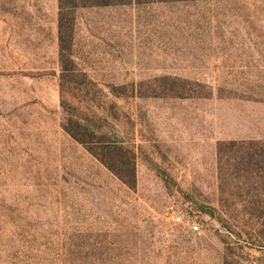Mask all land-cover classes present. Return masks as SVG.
I'll list each match as a JSON object with an SVG mask.
<instances>
[{
    "label": "rangeland",
    "instance_id": "1",
    "mask_svg": "<svg viewBox=\"0 0 264 264\" xmlns=\"http://www.w3.org/2000/svg\"><path fill=\"white\" fill-rule=\"evenodd\" d=\"M58 17L0 0V264H264V0Z\"/></svg>",
    "mask_w": 264,
    "mask_h": 264
},
{
    "label": "trees",
    "instance_id": "2",
    "mask_svg": "<svg viewBox=\"0 0 264 264\" xmlns=\"http://www.w3.org/2000/svg\"><path fill=\"white\" fill-rule=\"evenodd\" d=\"M132 0H59L58 35H59V60L63 74L70 72L69 64L74 63L69 51L73 46L75 35V12L79 8L102 7L126 4ZM81 125V123H80ZM68 131V130H67ZM68 134L78 143L85 145V141L77 134L68 131ZM122 147L117 144L106 145L103 158L89 148V152L97 157L112 173L124 184L134 187L136 184V166L133 159L124 160L119 152Z\"/></svg>",
    "mask_w": 264,
    "mask_h": 264
},
{
    "label": "built area",
    "instance_id": "3",
    "mask_svg": "<svg viewBox=\"0 0 264 264\" xmlns=\"http://www.w3.org/2000/svg\"><path fill=\"white\" fill-rule=\"evenodd\" d=\"M180 220H181L180 218H177V221H178V222H179ZM193 229H194V232H195V233L201 235V231H200L199 227L195 226Z\"/></svg>",
    "mask_w": 264,
    "mask_h": 264
}]
</instances>
